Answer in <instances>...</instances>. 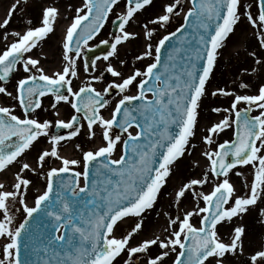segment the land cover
Masks as SVG:
<instances>
[{"label": "snow or ice", "instance_id": "6c2138e0", "mask_svg": "<svg viewBox=\"0 0 264 264\" xmlns=\"http://www.w3.org/2000/svg\"><path fill=\"white\" fill-rule=\"evenodd\" d=\"M20 3L15 0L0 28L7 29ZM151 5L153 0H126L124 10L113 21L117 32L111 40L100 41L110 49L103 54L106 68L90 75L78 89L73 87V78L79 74L78 61L93 47L89 42L99 35L120 0H83L63 38L64 66L52 74L32 53L54 34L60 17L58 6L42 7L38 26L24 32H4L0 94L17 101L23 115L16 114V105L0 106V171L21 164L13 190L0 183V264H114L125 253L124 264H136L137 254L146 255V264H166L171 253H175L171 264H232L231 257L245 254L249 231L236 220L242 221L254 209L264 217V207L260 206L264 205V83L254 94L226 88L210 93L234 99L230 108L212 109L229 115L207 127L208 134L201 138L209 146L202 153L207 170L199 177L181 180L174 189L176 212L164 214L166 234L143 237L135 245L131 241L143 231L145 214L155 208L176 169L197 148L193 141L203 98L209 95L220 50L230 35L246 21L264 50V0L247 4L242 0H190L186 9L183 0H165L162 11L142 25L144 50L136 60L150 62L125 74L110 58H119V46L141 35L127 30L128 26ZM181 12L183 23L154 42L158 28L167 29ZM9 35L15 38L9 41ZM173 39L179 46L170 48L165 56L164 50ZM250 55L264 70V53L254 50ZM100 59L97 56L89 61L85 57V72L96 70ZM21 69L25 75L16 81L15 91H9L7 82ZM105 71L117 79L98 89L96 82L104 81ZM133 87L136 93L129 94ZM113 90L119 99L106 117L102 110L112 103L109 97ZM49 95L54 98L50 106L57 110V116L61 103L69 104L75 114L68 120L40 119L37 110H46L43 98ZM242 103L246 107L241 109L238 106ZM233 124L235 139L212 147L214 136ZM85 127L90 139L97 136L98 127L102 143L83 150L82 159L61 156V142L79 136ZM53 129L68 131L65 136ZM41 137L50 139L51 149L40 152L37 167L22 162L19 158ZM49 157L60 159L61 166L43 171ZM246 165L252 166L254 174L250 181H244L247 191L241 193L231 182V173ZM26 170L44 175L46 180L34 205L27 202L33 181L24 174ZM205 186L210 190L203 191ZM189 193L192 203L185 206ZM21 210L24 216L18 221L16 214ZM194 217H199L198 226ZM126 218L139 219L130 231L118 234L119 223ZM153 246L160 251L153 252ZM249 264H264V245L252 250Z\"/></svg>", "mask_w": 264, "mask_h": 264}, {"label": "rangeland", "instance_id": "374dc122", "mask_svg": "<svg viewBox=\"0 0 264 264\" xmlns=\"http://www.w3.org/2000/svg\"><path fill=\"white\" fill-rule=\"evenodd\" d=\"M42 2L43 6L55 5L60 9L62 8L64 11V18L66 21H72L74 16L76 15L75 9L77 7L82 6L83 0H21L20 5L17 7L16 11L12 15V19L7 26V29L0 28V46H3L4 41V32L7 31L9 33L13 31L24 32L28 27L35 25L34 23L29 24V21L32 19L34 15V8L38 6V3ZM165 0H153V5L146 6V10H143L141 14H139L138 19H134L130 21V25L128 26L129 31H134L140 33L141 41L136 43V38L131 39L129 42H125L122 46H119V54L118 57L110 58V60L120 68L122 72L125 74L131 73L135 68L140 67L143 68L150 59H146L144 62H139L136 60V56L140 54L141 51L144 50V37H143V27L144 23H148L152 18H154L157 14L162 11V4ZM244 4L252 2V0H242ZM126 0H120V6L114 10V13L109 15L108 21L105 24L104 28L101 30L99 35L92 41L93 43H99L101 40L109 39L111 37V25L115 20L116 14H119L124 10ZM183 4L185 9L190 6V0H183ZM255 10V6H254ZM41 16V12H40ZM183 23V12L179 16H176L167 27V29H159L158 28V36L154 37V42L158 40V38L164 34L166 31H174L179 25ZM17 25V28H13ZM247 33V38L244 39L243 33ZM15 37L9 35L8 40H12ZM127 46V49L120 53L122 47ZM38 51L45 52L47 49V44L45 42H41L38 44ZM257 51L259 53H264V50H261L258 46L257 37L253 33V29L245 23L240 24L236 29L235 35H230L227 40L225 46L220 50L221 54L218 56L217 65L214 69L213 77L211 78L208 91L209 95L203 98L202 107L200 109V117H199V125L197 130V136L193 143L197 144V148L193 151L192 155L188 156L187 159L183 161V163L176 169L175 175L169 180V183L162 189V197L158 201L155 208L148 213L145 214L144 217V227L141 234L136 235L131 243L135 245L138 243L143 237L152 236L153 234L161 235L164 233V229L167 226V217L164 215L169 211L176 212L175 205L173 203V197L175 195L174 189H177L181 180L186 181L189 178L199 177L203 171L207 170V161L203 157V151L209 149V146L205 145L202 142V137L207 135V127H210L212 124L219 122L224 118V116L229 115L228 112H214L213 108L220 107L222 109L230 108L233 96H224L222 94H217L215 96L210 93L214 91L216 88H226L232 90L234 92L240 94H254L260 84L264 83V70H261L258 65L254 64L253 58L250 55L251 51ZM61 57L63 59V48L61 50ZM119 60H123L126 63L120 64ZM44 67L46 68V64L42 62ZM107 61L100 59L97 61V69L92 72V74H99L100 71H103L107 66ZM64 66V60H63ZM62 66V67H63ZM62 67L59 69L61 70ZM253 67L257 68L256 72H252L251 69ZM245 69H248L246 72ZM47 70V68H46ZM78 73L82 74V79H78V76L73 78V87L78 89L84 83L87 82V78L92 75L88 74L84 70V57L82 54V58L78 61ZM25 75L22 69L18 71L13 78H11L7 82V87L9 91H15L16 81ZM113 79H117L112 77L110 73L104 72V81L96 82V87L98 89H102L106 82H110ZM2 83V82H0ZM242 84H248V88H242ZM116 90H113L112 97L109 99L112 101L110 106L107 109L102 110L105 116H110L111 109L114 107L115 100L119 99V96L115 95ZM136 88L133 87L129 94H135ZM114 97V99H113ZM53 97L49 95L48 97L43 98L45 111L37 110L39 113L40 119H50L55 121L56 119H70L71 115L75 114L74 109L71 108L69 104L61 103L58 106V110L64 109L61 116L56 115V109L51 108V103L53 102ZM16 105L15 112L17 115H23L22 109L18 106L17 101H15L12 97H6L2 94L0 96V106H11ZM239 108L246 107L245 104H240ZM234 119V113H232ZM97 136L95 138L90 139L87 135V128L82 129V132L79 136L73 138H66L61 142L58 150L60 155H64L66 158H76L82 159V151L89 150L93 147L99 146L102 141L100 139L101 130L97 127L95 129ZM118 131V130H114ZM135 131V129H133ZM234 137V124L231 128L225 129L222 133L217 136H214L215 143L212 147H215L217 144L222 143L224 140H233ZM77 145H80V148H77ZM52 144L48 137H41L39 142L35 143L33 148L28 150L24 156L19 158L22 162H28L33 167H37L38 155L43 150H50ZM70 149L69 153H64L65 149ZM202 151V152H201ZM200 152V155L197 153ZM119 155V152L116 153ZM199 161V165L196 163ZM61 160L56 157H49L44 164L43 171H47L52 167H60ZM21 164L17 163L14 166H10V169H13V174L3 181L7 180L5 187L8 190H13L11 185L15 183V173L19 171ZM83 165H80V169L82 170ZM6 171V170H5ZM239 172L241 175H237ZM4 173V171H0V174ZM27 178L33 181V184L30 185V191L27 196V200L31 201V205H34L35 196L44 189L45 187V176L37 173H33L29 170H26L25 173ZM254 169L247 167H237V169L233 170L231 173V182L234 183L235 187L241 192L247 191L246 185L244 181L251 180L253 178ZM210 190V186H205L203 191L207 192ZM192 203V195L188 194L187 200L184 201L185 206H190ZM203 206V205H201ZM262 207V205H260ZM17 207H21L17 204ZM178 214V213H176ZM17 220L22 221L24 216L23 211L21 210L16 214ZM139 218H126L125 221L119 223V233H127L130 231L131 227L134 226L135 222H138ZM262 221H264V217L258 215L257 211L254 209L250 215H246L243 220H236V223H244L247 225L249 231V238L245 241V254L238 255L235 257H231L232 264H249V256L253 249H259L262 245H264V225H262ZM193 223L197 226L199 225V217L193 218ZM162 226L160 231H157L158 227ZM224 231L225 238H227V230ZM153 252L160 251L158 248L153 246ZM175 253H171L169 258H166V264H171L172 259L174 258ZM136 264H146V255L145 254H137ZM127 259V255L122 254L121 257L117 258V261L114 264H124V260Z\"/></svg>", "mask_w": 264, "mask_h": 264}, {"label": "bare ground", "instance_id": "6f19581e", "mask_svg": "<svg viewBox=\"0 0 264 264\" xmlns=\"http://www.w3.org/2000/svg\"><path fill=\"white\" fill-rule=\"evenodd\" d=\"M15 3V0H0V23L7 17V13L11 8V5ZM43 4L42 2L38 3V6L34 8V15L30 20L35 25H39L40 23V12L42 10ZM65 14L63 9H60V17L58 18V24L56 26V30L54 34H50L49 38H47L44 42L47 44V49L45 52L38 51L37 49H33V55L38 56L42 62L46 64L47 71L49 74H52L54 71H58L63 66V59L61 57V50H62V42L65 36V31L68 26H70L71 21H66L64 18ZM13 28H17V25ZM244 39L247 38V33H243ZM141 41V37L136 38V43ZM127 49V46L121 48L120 53L124 52ZM82 74H78V79H82ZM64 109L62 108L59 110V115L63 113ZM109 117V116H106ZM70 149H65L64 153H69ZM202 152V151H201ZM200 155V152L197 153ZM65 157L64 155H62ZM13 174V169H9L4 171V173L0 174V183L4 184L7 180L3 182V179L11 176ZM27 202L31 205V201L27 200ZM162 226H159L157 231H160Z\"/></svg>", "mask_w": 264, "mask_h": 264}, {"label": "water", "instance_id": "95a60500", "mask_svg": "<svg viewBox=\"0 0 264 264\" xmlns=\"http://www.w3.org/2000/svg\"><path fill=\"white\" fill-rule=\"evenodd\" d=\"M118 23V22H117ZM190 31V30H189ZM112 32L115 34L117 32V28H116V24L113 23V27H112ZM173 46H179L178 45V41L177 39H173L171 42H169L167 44V47L166 49L164 50V54L165 56L167 55V52L170 48H172ZM110 49L108 48L107 45H102V44H99V47H95V48H91V49H88L86 54H85V57L91 61L93 59H95L97 56L101 57L103 56V54H105L107 51H109ZM89 67L91 69V64H89ZM91 73V71L89 72ZM68 130H64V129H56L55 132L59 133V134H62V135H65L66 136V133H67ZM34 258V257H33Z\"/></svg>", "mask_w": 264, "mask_h": 264}, {"label": "flooded vegetation", "instance_id": "af4514ba", "mask_svg": "<svg viewBox=\"0 0 264 264\" xmlns=\"http://www.w3.org/2000/svg\"><path fill=\"white\" fill-rule=\"evenodd\" d=\"M242 167L252 168L251 165H246V166H242Z\"/></svg>", "mask_w": 264, "mask_h": 264}]
</instances>
